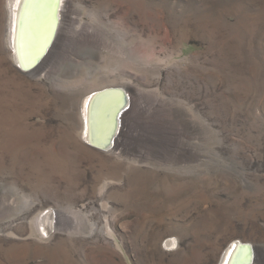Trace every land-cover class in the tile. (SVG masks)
Returning <instances> with one entry per match:
<instances>
[{
	"label": "rangeland",
	"instance_id": "1",
	"mask_svg": "<svg viewBox=\"0 0 264 264\" xmlns=\"http://www.w3.org/2000/svg\"><path fill=\"white\" fill-rule=\"evenodd\" d=\"M66 2L33 73L0 0V264H221L236 241L264 264V0ZM109 89L160 142H88Z\"/></svg>",
	"mask_w": 264,
	"mask_h": 264
},
{
	"label": "bare ground",
	"instance_id": "2",
	"mask_svg": "<svg viewBox=\"0 0 264 264\" xmlns=\"http://www.w3.org/2000/svg\"><path fill=\"white\" fill-rule=\"evenodd\" d=\"M9 2L12 18L10 33L16 59L21 68L30 69L36 66L37 68L33 70V73H36L49 62L52 53L61 46L62 32L65 25H68L65 20L68 3L66 0H9ZM48 53H50L49 56ZM43 57L45 58L41 62L40 60ZM36 60H38L36 63L39 62L38 64L40 65L33 63ZM109 90L111 91H106L105 94L97 93L91 96L83 104L87 123V128L85 129L87 140L89 142L94 141L96 144H109L113 149L118 141L117 138L129 137L131 138L130 141L136 146H139V144L146 146L151 142L150 139L160 142L158 137L151 135L154 130L138 134L139 131L135 125V120L132 119V115L134 116L135 112L128 107V104L124 105L130 100L128 94L117 91L119 89ZM165 114L164 119L168 120V123L173 124L171 128L182 127L180 126L182 125L180 124L181 120L176 114L173 112L172 114L171 112ZM174 116L177 118L176 121L173 118ZM116 119L117 122L115 121ZM160 130H162L161 127ZM147 134L149 136L145 137ZM164 143L162 146L167 149L148 148L147 154L153 158L158 157L162 151L163 154L167 153L165 158L171 159L172 145L169 144L170 140L165 139ZM46 219L53 220V216L50 215L49 218L45 216ZM241 246H245V243L238 241L232 243L226 251L221 264H246L247 260H251V263L255 264L253 246H251L252 250Z\"/></svg>",
	"mask_w": 264,
	"mask_h": 264
},
{
	"label": "water",
	"instance_id": "3",
	"mask_svg": "<svg viewBox=\"0 0 264 264\" xmlns=\"http://www.w3.org/2000/svg\"><path fill=\"white\" fill-rule=\"evenodd\" d=\"M107 91H111V90H107ZM117 91H120V92H123L124 93V91L123 90H121V89H119V90H117ZM106 93V91H104V92H102L101 94H105ZM126 104H128V102H126V103H124V105H126ZM116 122H117V119L115 120ZM116 125V124H115ZM89 142V141H88ZM93 147H96V148H98V149H101V150H108L110 147H111V145H109V144H96V142H94V141H91V142H89ZM240 246V245H239ZM242 248H245V247H247V248H250L251 250H252V248H251V246L250 245H245V246H241ZM246 264H252L251 263V260H247V263Z\"/></svg>",
	"mask_w": 264,
	"mask_h": 264
}]
</instances>
